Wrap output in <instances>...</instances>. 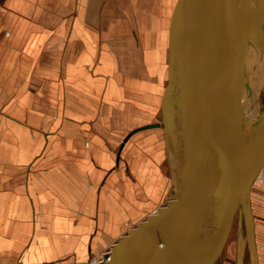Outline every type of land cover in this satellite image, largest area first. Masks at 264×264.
<instances>
[{
  "label": "crops",
  "instance_id": "obj_1",
  "mask_svg": "<svg viewBox=\"0 0 264 264\" xmlns=\"http://www.w3.org/2000/svg\"><path fill=\"white\" fill-rule=\"evenodd\" d=\"M178 1L0 0V264H97L161 208Z\"/></svg>",
  "mask_w": 264,
  "mask_h": 264
},
{
  "label": "water",
  "instance_id": "obj_2",
  "mask_svg": "<svg viewBox=\"0 0 264 264\" xmlns=\"http://www.w3.org/2000/svg\"><path fill=\"white\" fill-rule=\"evenodd\" d=\"M216 4L217 0H179L175 7L169 72L172 84L177 49L178 80L170 123L165 118L164 126L180 172V187L174 199L148 214L116 242L110 264H125L134 245L144 236L149 240L158 225L170 222L173 230L157 264H203L206 246L238 209L225 206L237 187L253 264H258L247 195L264 158V119L249 128L243 126L241 20L252 21L256 31L264 22V0H240L225 23L216 16ZM213 29L221 57V80L211 72L209 35ZM150 126L153 124L144 127Z\"/></svg>",
  "mask_w": 264,
  "mask_h": 264
},
{
  "label": "bare ground",
  "instance_id": "obj_3",
  "mask_svg": "<svg viewBox=\"0 0 264 264\" xmlns=\"http://www.w3.org/2000/svg\"><path fill=\"white\" fill-rule=\"evenodd\" d=\"M239 1L240 0H217L216 16L221 23H225V21L227 20V18L233 11L235 5ZM244 22L252 24V21L244 19V18L241 20L242 37L247 40L245 43L246 46L253 49L254 55L257 58L256 68H257V74L259 75L258 78L264 79V22L258 25L256 33L253 36H251L250 33L243 35V23ZM209 45H210L211 52H212L211 72L213 73L215 77L221 80L222 79L221 57H220V54L217 48V33L215 32L214 29L211 31V34L209 35ZM240 77L242 78L241 75ZM256 100H257V97H255L251 101L252 105H254V103L255 105L258 104L257 105L258 107L255 106L254 109H253L254 106H250L253 109L252 112L246 111L249 107H247L246 110L245 108L243 109V113L241 114V117L243 119L244 127L249 128L250 126L254 125L256 120L261 121L264 117V106H260L258 103L259 101L258 100L256 101ZM237 117L239 118V115ZM253 139L254 137L251 138L250 142ZM167 155L169 159V167H170L169 170L172 176L173 190L171 192L172 195H169L168 198H165L164 200L165 202L162 204V206L167 204L170 200L176 197L178 189L180 187V182H181L180 172L178 171L176 162L174 161L172 152L168 146V139H167ZM239 189L240 188L237 187L231 193L225 206L226 207L229 206L231 209H233L235 206H238L237 211L239 210V231H238L239 241H237L236 248L234 247L236 249L237 264H245L246 248L248 249L249 256H250L249 264H253L251 246H250L249 236L247 233L246 223H245V213L243 210V202L240 203V195H239L240 190ZM247 200L251 207L250 190L247 195ZM249 218H251L250 223L253 226L254 235H255L254 220H253V214H252L251 209H250ZM172 230H173V223L171 222L158 225L157 228H155L150 234L152 238L150 237L148 240L146 239L147 237L144 236L141 239V241H139L136 245L133 246L130 256L128 257L125 264H157L163 252L165 251L167 240L169 236H171ZM229 250H230V253H232L231 247L229 248Z\"/></svg>",
  "mask_w": 264,
  "mask_h": 264
},
{
  "label": "rangeland",
  "instance_id": "obj_4",
  "mask_svg": "<svg viewBox=\"0 0 264 264\" xmlns=\"http://www.w3.org/2000/svg\"><path fill=\"white\" fill-rule=\"evenodd\" d=\"M249 33L251 36H253L256 33V31L252 30L251 24L244 22L243 35ZM246 41L247 40L243 38L244 57H243V64L241 69L242 78L240 77L243 85L242 104L244 105L245 110L247 109V107H249L246 110L247 112H252L255 106L258 105V104L255 105V103L254 105H252L251 103L252 99H254L255 97H257V100L259 101L258 102L259 105L264 106V79L258 78L259 75L257 74V68H256L257 58L254 55L253 49L246 46L245 44ZM170 84H171L170 72L168 71L165 94L167 91V87H169L170 89V87L173 86V83L171 84V86ZM169 91L170 90H168V92ZM166 100H167V95H166ZM250 106H254L253 109ZM258 122L259 121L256 120L254 124ZM165 141H166L165 146L167 149V138H165ZM170 177H171L170 178L171 183L168 190H166V193L164 195L165 198H168L169 195H172L171 192L173 188H172L171 174ZM250 201H251V210L253 214L254 227H255V222H257L259 218L257 216L259 215L258 213H264V158L261 167L259 169V172L257 173L250 187ZM150 213H154V212H150ZM255 217H256V221H255ZM238 231H239V210L222 225V227L216 232V234L212 238L209 246H206L205 258L203 260V264H237V256H236L235 248L237 245V241H239ZM114 246L110 249V251H108L104 255H101V257L98 259L97 264L111 263L110 260L112 258V252ZM230 247L232 248V253H230L229 250ZM249 260H250L249 251L246 248L245 264H249L250 262Z\"/></svg>",
  "mask_w": 264,
  "mask_h": 264
}]
</instances>
